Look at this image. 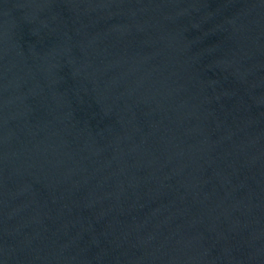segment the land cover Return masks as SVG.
<instances>
[{
    "label": "water",
    "instance_id": "water-1",
    "mask_svg": "<svg viewBox=\"0 0 264 264\" xmlns=\"http://www.w3.org/2000/svg\"><path fill=\"white\" fill-rule=\"evenodd\" d=\"M0 264H264V0H0Z\"/></svg>",
    "mask_w": 264,
    "mask_h": 264
}]
</instances>
